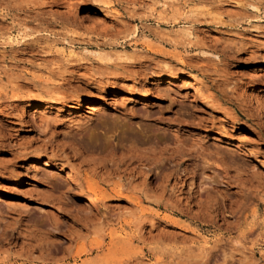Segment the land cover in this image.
I'll return each mask as SVG.
<instances>
[{
  "label": "rangeland",
  "instance_id": "1",
  "mask_svg": "<svg viewBox=\"0 0 264 264\" xmlns=\"http://www.w3.org/2000/svg\"><path fill=\"white\" fill-rule=\"evenodd\" d=\"M259 68L264 0H0V264H264Z\"/></svg>",
  "mask_w": 264,
  "mask_h": 264
},
{
  "label": "bare ground",
  "instance_id": "2",
  "mask_svg": "<svg viewBox=\"0 0 264 264\" xmlns=\"http://www.w3.org/2000/svg\"><path fill=\"white\" fill-rule=\"evenodd\" d=\"M175 19L178 20L177 17H176ZM127 56H129V55H127ZM262 71H264V69H262V68L255 69L252 75H253L254 77H259V78H261V76H260L259 73L262 72ZM154 82H155V81H154ZM13 102H14V101H13ZM207 102H209V100L205 101L204 103H207ZM63 103H64V102H63ZM90 103H94V102L91 101ZM80 104H81V103H80ZM90 107H91V106H90ZM39 110H40V109H39ZM45 110H46V109H45ZM32 166H33V165H32ZM202 166H203V165H202ZM89 188H90V187H89ZM244 194H245V193H244ZM93 200H94V199H93ZM93 202H94V204H96L95 201H93ZM94 207H95V205H94ZM231 209H232V208H231ZM233 209H234V208H233ZM233 209H232V210H233ZM240 209H243V208H241V206H240V208H239V209H236V210H239V211H240ZM239 211H238V213L241 212V211H240V212H239ZM234 212H235V211H234ZM232 213H233V212H232ZM236 213H237V211H236ZM239 215H240V214H239ZM235 216H236V215H235ZM237 217H238V216H237ZM231 223H232V222H231ZM233 241H234V240H233ZM211 251H212V250H211ZM208 254H209V253H208Z\"/></svg>",
  "mask_w": 264,
  "mask_h": 264
}]
</instances>
